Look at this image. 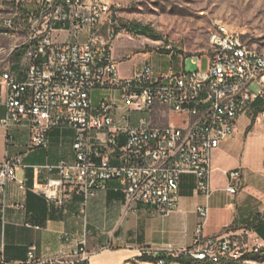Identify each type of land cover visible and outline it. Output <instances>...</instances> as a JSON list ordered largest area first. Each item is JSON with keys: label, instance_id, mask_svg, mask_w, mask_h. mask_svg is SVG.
Segmentation results:
<instances>
[{"label": "built area", "instance_id": "1", "mask_svg": "<svg viewBox=\"0 0 264 264\" xmlns=\"http://www.w3.org/2000/svg\"><path fill=\"white\" fill-rule=\"evenodd\" d=\"M37 3L33 10L11 11L0 20V35H25L16 49H0V103L7 108L2 123L28 127L30 147L45 146L54 127L76 130L74 159L46 165L59 175L41 190L46 198L54 199L58 189L71 186L86 202L116 181L125 205L165 216L177 207L184 175H192L196 192L208 198L213 151L234 138L238 119L264 95L260 51L244 50L246 41L238 33L217 26L209 36L210 52L194 56L206 57V69L161 72L146 57L129 76H120L112 42L130 31L107 0ZM14 53L21 61L17 69L10 63ZM94 90L105 91L97 103L92 101ZM107 151L119 152L120 162L110 163ZM24 167L17 156L0 163L1 208L6 183L23 184L16 172ZM226 174L230 181L225 191L234 195L242 170ZM196 211L202 221L194 243L179 253L236 258L247 245L245 234L261 239L243 227L203 236L209 208L200 205ZM85 247L82 240L69 252L36 260L30 246L23 264H77L87 256Z\"/></svg>", "mask_w": 264, "mask_h": 264}, {"label": "crops", "instance_id": "2", "mask_svg": "<svg viewBox=\"0 0 264 264\" xmlns=\"http://www.w3.org/2000/svg\"><path fill=\"white\" fill-rule=\"evenodd\" d=\"M104 94V90H94L92 101L97 103ZM0 95H4L1 86ZM6 114V106L0 103V163L17 156L26 167L16 172L23 184L8 181L4 187L0 264H23L30 246L35 247L34 257L39 260L69 252L82 240H86L87 256L77 264H131L142 253L176 255L194 243L197 225L202 221L196 211L198 206L209 208L203 236L239 229L264 211V190L259 187L264 185V135L253 162L240 156L228 165L231 156L226 152V142H234L237 137L223 141L215 150L223 155L222 160L212 158L211 195L206 198L196 192L194 177L184 175L177 207L162 216L144 207L125 205L116 181H110L106 189L98 190L86 202L83 194L71 186L58 189L54 199L46 198L41 192L44 185L59 178L57 171L46 165L74 159L76 130L71 126L54 127L47 134L45 146L30 147L28 127L6 126L2 123ZM250 121L251 118L249 124ZM119 154L106 152L112 164L120 162ZM237 167L242 177L237 193L231 195L225 191L230 181L226 171Z\"/></svg>", "mask_w": 264, "mask_h": 264}, {"label": "rangeland", "instance_id": "3", "mask_svg": "<svg viewBox=\"0 0 264 264\" xmlns=\"http://www.w3.org/2000/svg\"><path fill=\"white\" fill-rule=\"evenodd\" d=\"M107 3L118 12L124 23L140 24L149 29V34L132 31L113 40L112 51L118 61L120 76H129L142 66L146 57L156 71L173 70L178 73L206 69V57L198 59L194 56L210 52L209 36L218 25H225L251 47L264 53V0H107ZM37 5V0H0V20L11 11L33 10ZM3 27L0 26V30ZM8 35H0V46L16 49L25 42L22 31L12 33L11 37ZM170 50L173 51L172 56L169 55ZM10 63L15 65L13 68H18L21 61L17 53L11 56ZM251 87L256 89L254 85ZM259 99L258 108L238 119L237 140L226 142V152L231 156L228 165L237 162L240 156L252 162L258 157L264 135V95ZM250 118H254V124L245 133ZM222 156L215 150L212 153V158L218 162ZM259 187L264 190V185ZM260 216L264 217V211ZM243 241L247 245L242 247L240 256L220 264H264V241H256L246 234ZM131 264L156 263L137 260ZM171 264L202 263L187 259Z\"/></svg>", "mask_w": 264, "mask_h": 264}, {"label": "trees", "instance_id": "4", "mask_svg": "<svg viewBox=\"0 0 264 264\" xmlns=\"http://www.w3.org/2000/svg\"><path fill=\"white\" fill-rule=\"evenodd\" d=\"M124 25L127 27V29L130 32L134 31V32H137L140 34H149V29L147 27L140 25V24H134L133 25L131 23H125ZM259 105H260V99H258L255 102L254 109L258 108ZM253 124H254V118L251 119L250 124L246 127L245 133L250 131ZM242 227L255 231L257 233V235L264 240V217H262L260 215H256L251 220H248ZM187 259L189 261H195L197 263H202V264H220L225 260H230L233 258L223 259L222 261H220L218 263H212V262H209L206 260L203 261V260L194 259L192 257H189L185 253H178L176 255L160 253L156 256L148 255L147 253H142V255L140 257H138L139 261L151 262V263H156V264L160 263V262H163V264H171V262L182 263Z\"/></svg>", "mask_w": 264, "mask_h": 264}, {"label": "bare ground", "instance_id": "5", "mask_svg": "<svg viewBox=\"0 0 264 264\" xmlns=\"http://www.w3.org/2000/svg\"><path fill=\"white\" fill-rule=\"evenodd\" d=\"M107 6L108 3H107ZM121 23L122 24H125L122 20H121ZM3 26V25H2ZM220 28H227L225 25H218ZM244 50H251V46L248 44V42H244ZM260 56H261V59H264V53L263 52H260ZM241 254V251H238L236 253V258H238ZM194 259H197V260H203V261H209V262H212V263H218L220 261H222L223 259H229V258H235V256H232V255H229V254H226V253H208L207 256H196V257H192Z\"/></svg>", "mask_w": 264, "mask_h": 264}]
</instances>
